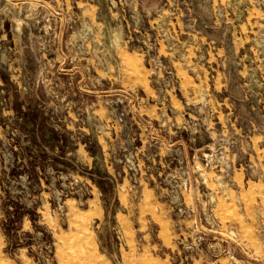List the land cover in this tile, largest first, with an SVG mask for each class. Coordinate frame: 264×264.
I'll use <instances>...</instances> for the list:
<instances>
[{
  "label": "rangeland",
  "instance_id": "374dc122",
  "mask_svg": "<svg viewBox=\"0 0 264 264\" xmlns=\"http://www.w3.org/2000/svg\"><path fill=\"white\" fill-rule=\"evenodd\" d=\"M209 1L0 0V264H264V0ZM125 87H173V123L232 142L211 177L234 204L197 222L211 233L141 175Z\"/></svg>",
  "mask_w": 264,
  "mask_h": 264
},
{
  "label": "crops",
  "instance_id": "0c3cea01",
  "mask_svg": "<svg viewBox=\"0 0 264 264\" xmlns=\"http://www.w3.org/2000/svg\"><path fill=\"white\" fill-rule=\"evenodd\" d=\"M144 2L149 7L155 5L159 0H144ZM208 2L210 1L208 0ZM210 7H212V3H210ZM130 16L136 24H143V20L146 17L142 13L135 14L134 11H132ZM213 16L209 15L213 25L216 26V28L214 27L216 30L214 32H203L210 33L212 37L215 36L214 38L218 39L219 36L217 34L220 32L218 28L221 25L220 23L216 25ZM80 34L84 37L86 36L84 32ZM92 43L95 49L101 47L100 41L99 43H95L94 37ZM122 48L117 42H111L106 47V50L120 51ZM118 60L121 61L119 58ZM77 66H79V62ZM120 66L119 62H117L119 71ZM73 70H75V67L71 71ZM76 70L82 73L79 67H76ZM82 76L84 78L83 73ZM176 84L180 93L188 96V90L191 88L188 86V82L181 79ZM182 86L186 89L182 90ZM139 89L142 91L138 93L128 88L126 89V87L116 90L130 98V107L138 116L143 115L147 119H143V123L141 122L143 124V132L141 134L140 147L138 148L141 156L137 162L142 165L139 167L141 169L139 171L146 178L155 177L159 179L163 177L166 181L165 185H168V187H163V191L166 190L169 193L176 191L178 193V200L180 204L183 203V207H186L191 202L194 215L196 216L195 219L197 220L196 227L200 231L211 233L201 228V225L199 224V226L197 222L200 219V210L204 208L213 210L212 214L221 221L224 215L223 209L226 207L230 209L232 204H234V200L229 198L230 195L223 198L218 193L219 191L212 182L211 177V169L214 162L221 159H231L232 142L227 139L226 141L221 138L218 139L216 133L208 124L193 122L190 128H185L177 123H173L170 115L174 112L177 113V110L173 109L175 103H181L174 89H165L161 93L147 92L144 87H140ZM139 97L141 98L138 99ZM143 98H146L145 102ZM229 104L230 106H236V102L232 100ZM146 105H150V108L143 107ZM181 106L184 108L183 103H181ZM189 116L191 117L190 114ZM223 135L225 136V133ZM149 167H154V169L149 172ZM223 179L225 185L230 182L228 176H225ZM247 206L244 203V207L247 208ZM169 207L171 208L172 206ZM230 218L237 217L230 215L226 220Z\"/></svg>",
  "mask_w": 264,
  "mask_h": 264
},
{
  "label": "water",
  "instance_id": "95a60500",
  "mask_svg": "<svg viewBox=\"0 0 264 264\" xmlns=\"http://www.w3.org/2000/svg\"><path fill=\"white\" fill-rule=\"evenodd\" d=\"M118 117H119V119H120L121 122H124V120H125V115H124L123 112H120Z\"/></svg>",
  "mask_w": 264,
  "mask_h": 264
}]
</instances>
